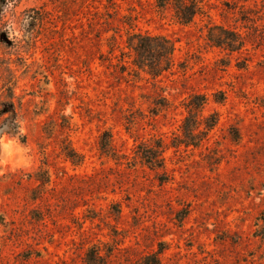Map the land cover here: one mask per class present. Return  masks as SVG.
<instances>
[{
	"label": "rangeland",
	"instance_id": "1",
	"mask_svg": "<svg viewBox=\"0 0 264 264\" xmlns=\"http://www.w3.org/2000/svg\"><path fill=\"white\" fill-rule=\"evenodd\" d=\"M201 1L184 25L155 0H4L0 132L23 128L33 162L0 171V264H83L91 247L105 264H264V0ZM213 26L243 47L214 46ZM129 30L169 39L172 67L138 72ZM193 94L219 122L198 147L172 148ZM157 139L165 174L137 156Z\"/></svg>",
	"mask_w": 264,
	"mask_h": 264
},
{
	"label": "trees",
	"instance_id": "2",
	"mask_svg": "<svg viewBox=\"0 0 264 264\" xmlns=\"http://www.w3.org/2000/svg\"><path fill=\"white\" fill-rule=\"evenodd\" d=\"M3 2L4 0H0V15ZM155 4L161 10L171 9L177 21L184 25L190 24L197 16L203 14L201 0H155ZM207 39L214 46L229 52L240 50L245 42L239 33L219 26L208 29ZM125 44L132 53V65L140 73L155 78L168 71L173 65L174 47L172 42L164 36L142 34L129 30L125 32ZM212 100L216 104H222L225 97L220 92L214 95ZM210 101L211 99L205 94H193L186 100L184 104L185 116L180 126L179 135H176L172 140V148L198 147L215 128L220 115L217 111L211 113L206 111ZM10 106L7 99L1 100L0 118H2L4 110L9 109ZM47 129L48 126L45 127L44 134L51 136L52 133ZM64 141L67 142L64 147H61L64 157L75 165L80 164L81 156L68 141ZM166 149L167 145L157 139L151 143L138 145L137 156L140 162L151 171H162L164 172L162 174H165L163 154ZM99 150L106 156H115L109 133L104 132L101 135ZM256 230L257 237L264 241V213L258 219ZM83 264H105L101 250L98 247L89 248L85 253ZM143 264H160L158 253L146 257Z\"/></svg>",
	"mask_w": 264,
	"mask_h": 264
},
{
	"label": "clouds",
	"instance_id": "3",
	"mask_svg": "<svg viewBox=\"0 0 264 264\" xmlns=\"http://www.w3.org/2000/svg\"><path fill=\"white\" fill-rule=\"evenodd\" d=\"M23 132V128H18L16 133L0 132V171L31 166L33 162L32 156L29 155L31 149L19 140Z\"/></svg>",
	"mask_w": 264,
	"mask_h": 264
}]
</instances>
